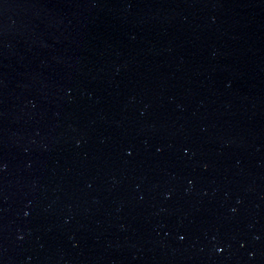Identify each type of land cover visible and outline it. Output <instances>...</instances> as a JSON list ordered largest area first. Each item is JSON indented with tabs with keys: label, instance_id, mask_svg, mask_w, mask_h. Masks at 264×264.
I'll return each instance as SVG.
<instances>
[{
	"label": "water",
	"instance_id": "95a60500",
	"mask_svg": "<svg viewBox=\"0 0 264 264\" xmlns=\"http://www.w3.org/2000/svg\"><path fill=\"white\" fill-rule=\"evenodd\" d=\"M0 264H264V0H0Z\"/></svg>",
	"mask_w": 264,
	"mask_h": 264
}]
</instances>
